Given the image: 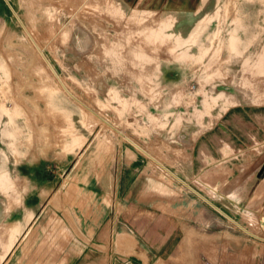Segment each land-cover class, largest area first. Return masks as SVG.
<instances>
[{
    "label": "rangeland",
    "instance_id": "obj_1",
    "mask_svg": "<svg viewBox=\"0 0 264 264\" xmlns=\"http://www.w3.org/2000/svg\"><path fill=\"white\" fill-rule=\"evenodd\" d=\"M161 1L0 0V176L11 156L71 163L124 136L168 153L239 107L264 118V0H215L183 37Z\"/></svg>",
    "mask_w": 264,
    "mask_h": 264
},
{
    "label": "crops",
    "instance_id": "obj_2",
    "mask_svg": "<svg viewBox=\"0 0 264 264\" xmlns=\"http://www.w3.org/2000/svg\"><path fill=\"white\" fill-rule=\"evenodd\" d=\"M214 1L162 0L161 12L183 37ZM258 117L239 107L168 153L124 136L120 145L92 140L71 163L50 151L11 156L10 176H0V264H195L198 255L264 264Z\"/></svg>",
    "mask_w": 264,
    "mask_h": 264
}]
</instances>
